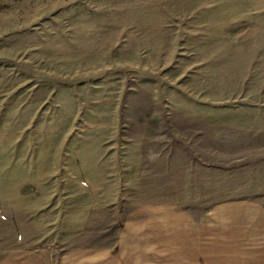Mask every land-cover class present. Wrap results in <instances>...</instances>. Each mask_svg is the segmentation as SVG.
Instances as JSON below:
<instances>
[{
	"label": "rangeland",
	"instance_id": "obj_1",
	"mask_svg": "<svg viewBox=\"0 0 264 264\" xmlns=\"http://www.w3.org/2000/svg\"><path fill=\"white\" fill-rule=\"evenodd\" d=\"M243 200L264 201V0H0V264Z\"/></svg>",
	"mask_w": 264,
	"mask_h": 264
},
{
	"label": "crops",
	"instance_id": "obj_2",
	"mask_svg": "<svg viewBox=\"0 0 264 264\" xmlns=\"http://www.w3.org/2000/svg\"><path fill=\"white\" fill-rule=\"evenodd\" d=\"M192 206H144L123 222L112 247H77L55 264H264V201ZM13 262L53 264L24 250Z\"/></svg>",
	"mask_w": 264,
	"mask_h": 264
}]
</instances>
